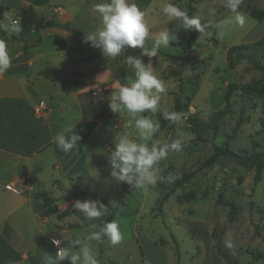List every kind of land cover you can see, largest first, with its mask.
Instances as JSON below:
<instances>
[{
	"label": "rangeland",
	"instance_id": "rangeland-1",
	"mask_svg": "<svg viewBox=\"0 0 264 264\" xmlns=\"http://www.w3.org/2000/svg\"><path fill=\"white\" fill-rule=\"evenodd\" d=\"M166 3L168 0H153V6L146 10L145 20L149 29L158 24L149 12L153 11L154 7L162 10ZM189 3L196 10L193 15L199 17L202 25L206 26L203 33L194 30L195 44L190 64L182 68L178 59L171 58L183 55L186 33L178 36V42L170 41L168 47L161 45L158 57L151 60L142 57L146 64L151 63L155 75L166 83V92L160 94L161 100L157 110L163 118L173 105V93L177 91L178 79L181 80L185 94L191 97L188 110L181 112L183 122L179 125L164 124L154 139L157 142H170L181 138L183 134V151L169 152L168 156L160 161L158 165L160 179L155 187H149L147 190L132 186L129 188L123 205L113 217L120 225L122 240L112 245L107 237L105 238L101 247V256L104 258L102 260L98 258L100 264H106L103 261L105 258L120 264H146L140 260L136 231L156 239L157 243L167 244V251L174 253H171L168 264H177L175 250L179 252V264H264V170L261 180L254 184L253 171H246L227 160L200 168L203 161L213 153L214 146L222 145L229 136L232 138L228 146L234 151L249 152L254 141L264 147V77L260 71L251 68L245 61H238L232 56L229 62L226 56L229 46L249 44L255 39L264 38V20L252 19L247 11L241 10L247 16L245 25L231 26L225 37L219 39L216 24L230 15L229 11L222 7L221 0L173 2L182 10H186ZM241 7L246 10L255 8L264 11V0H243ZM210 9H215V14H212ZM7 22L8 16L3 23ZM178 28V21H174L170 29L177 31ZM214 39L219 43L216 44ZM145 45L152 47L153 42L149 44L145 42ZM194 75H197L196 80H192ZM188 79H191V83ZM257 80L261 83L259 92L255 94H246L238 89L239 85ZM230 84L235 87L229 99L225 101L224 95ZM225 108L228 114L217 136L213 138L211 132L206 131L201 134L202 140H196V135L187 123L188 116L196 114L206 121L213 112ZM153 118L156 119L155 115ZM240 119L241 125L234 130ZM131 128L132 139L138 140L135 128L133 126ZM123 130L124 126H120L114 131L117 138L122 137ZM113 147V143L108 144L106 155L94 160L98 174L94 177L96 181L92 180L93 183L88 186L90 188L71 189L96 195L105 201L103 204L108 208L114 207V198L121 186V182H117L110 175L109 153ZM181 173H192L193 176L187 184L169 196L161 206V214H158L157 200L170 184L168 176ZM66 191H60L55 199H62ZM90 195L76 200H98ZM74 201L64 203L72 205ZM64 205L60 203V209H63ZM78 212L77 220L84 226L71 228L61 237L56 236L61 240L60 247H67L72 251L79 250L78 246L72 247V239L85 238L98 230L109 216L88 220L83 213L79 210ZM47 219L45 229L53 231L58 220L54 215L48 216ZM229 238L234 243L232 248L225 247V240ZM91 243L97 252L99 242ZM43 251L54 256L57 247L45 242ZM61 264L71 262L66 259Z\"/></svg>",
	"mask_w": 264,
	"mask_h": 264
},
{
	"label": "crops",
	"instance_id": "crops-1",
	"mask_svg": "<svg viewBox=\"0 0 264 264\" xmlns=\"http://www.w3.org/2000/svg\"><path fill=\"white\" fill-rule=\"evenodd\" d=\"M100 1L0 0V6L6 9L0 23L8 16L7 24L12 25L25 6L54 23L40 30V40L31 43H23L17 34L0 29V39L7 40L12 61L11 67L0 74V264H45V242L50 244V238L84 225L78 222L79 212L73 204L60 201L65 204L60 212L67 209L69 215L62 220L54 215L58 220L56 228L46 230L48 217L42 215L35 195L46 190L56 198L63 190L90 188L98 174L94 160L105 156L107 145L120 139L114 131L124 126L122 137L132 139L130 118L112 113L108 101L117 91V82L126 84L132 76L125 57L138 55L142 49L128 48L116 57H107L85 42V35L101 24L95 11ZM130 2L145 14L153 6V0ZM149 15L158 24L150 29L147 44L154 43L160 31L170 29L177 21L156 7ZM180 30L183 28L179 23L176 32ZM56 37L61 38L63 50L57 48ZM44 71L53 72L56 79L46 78ZM95 87L101 89L98 97L91 92ZM72 125L82 139L77 150L65 154L56 146L54 137L62 131L67 134ZM105 238L97 250L101 260ZM135 238L142 262L168 264L173 251H167L166 243H157L138 231ZM103 261L120 264L112 259Z\"/></svg>",
	"mask_w": 264,
	"mask_h": 264
},
{
	"label": "clouds",
	"instance_id": "clouds-1",
	"mask_svg": "<svg viewBox=\"0 0 264 264\" xmlns=\"http://www.w3.org/2000/svg\"><path fill=\"white\" fill-rule=\"evenodd\" d=\"M242 3L243 0H221L222 7L226 8L230 15L216 24L219 39L225 37L231 26L245 25L247 16L240 10ZM95 11L101 18V24L94 32L84 37L85 42L91 47L99 49L102 55L107 57H116L128 48L142 49L138 55L125 57L127 64L133 70L132 76L128 77L126 84L117 82V91L111 94V99L108 101V107L112 113L130 118L131 126L135 128L139 139L121 137L109 153V163L110 175L117 182L147 190L149 187H155L160 179L158 167L160 161L165 159L169 152H182L184 140L181 134V138L170 142L154 141L153 138L160 130V123L153 116L158 110L160 94L166 92V83L155 75V69L150 66L151 63L146 64L142 57L150 60L158 57L160 46L168 47L170 41L178 42V34L166 27L158 33L152 47L147 48L145 42L151 33L145 20L146 14L136 3L130 0H104L95 5ZM162 12L169 19H176L185 32L195 30L203 33L205 31L206 26L202 25L199 17L190 16L186 10H182L173 3L164 4ZM210 12L215 14V9H210ZM0 29L17 35L23 30L19 21L12 25L0 23ZM11 63L8 42L0 39V74L6 72L11 67ZM145 113L151 115H144ZM165 118L177 125L183 122V114L176 111L168 112ZM74 125L67 130V134L62 131L54 137L56 146L65 154L77 150L79 141L82 139L74 131ZM175 178L172 175L168 176L170 182ZM73 207L83 213L88 220L109 215L108 206L99 200H75ZM105 237L112 245L122 240L120 225L116 220L103 223L98 230L91 232L84 239H72V247L78 246V251L60 247L61 240L53 239L52 244L58 250L54 256L44 254L45 264H61L66 259L71 264H100L91 242H102ZM225 247H234L230 238L225 240Z\"/></svg>",
	"mask_w": 264,
	"mask_h": 264
},
{
	"label": "trees",
	"instance_id": "trees-1",
	"mask_svg": "<svg viewBox=\"0 0 264 264\" xmlns=\"http://www.w3.org/2000/svg\"><path fill=\"white\" fill-rule=\"evenodd\" d=\"M193 1H199V0H189V2H193ZM240 10L247 11L252 19H255L257 21L264 20V11L262 10H257L255 8L246 10L243 7H241ZM4 11H6V9L0 6V20L2 19V15ZM186 11L190 16H194L193 14L196 10L189 3L186 6ZM18 21L22 25V29H23L22 32L18 34V37L20 38H25L28 32L32 29H37L40 31L54 26V23L52 21H45L43 18H41L31 6H25L20 9L18 13ZM183 33H186L187 35L184 42L183 55H175L171 57L172 59H178L180 61V65L182 68L190 64V62L192 61L191 55L193 54V46L195 44L194 30L188 32H185L184 30H180L178 31L177 34L178 36H180ZM12 38L15 39L16 37H12ZM39 40L40 38L38 37L36 39V42H38ZM55 41L56 43H58L57 48L59 50H63L64 47L59 44L60 42H62L61 38L56 37ZM214 41L216 44L219 43L218 40L214 39ZM226 56L229 62L232 56L238 61L239 60L245 61L251 68L260 71L262 73V77H264V38L249 44L232 45L227 48ZM170 73L172 74V71ZM42 75L52 81L56 79L55 74L51 71H44L42 72ZM196 79H197V75H194V78L192 80H196ZM188 81L189 83H191V79H188ZM178 82L179 83L177 86V91L173 93V105L168 110V112L176 111L181 113V112H186L188 110L191 97L185 94V90L182 87L180 79H178ZM260 83L261 82L257 80L250 84L239 85L238 89L246 94H253V93L255 94L259 92ZM234 87L235 86L233 84L228 85L224 95L225 101L229 99V96L231 95ZM227 114H228V110L227 108H225L221 111L213 112L206 121L200 118L196 114L189 115L187 118V123L189 124V127L192 129L193 133L196 135V140H202L201 134L206 131H210L212 137L215 138L218 134L219 129L223 126L224 118ZM155 117L160 123V129L163 127L164 124L172 123L168 121L166 118H163L159 112L155 113ZM240 125H241V119L236 123L234 130H237ZM231 138L232 136H229L222 145L214 146L213 153L211 154V156H209L207 159L203 161L200 168L201 169L207 168L211 165H214L220 160H227L231 163L240 166L246 171H253L254 173L253 182L254 184L258 183L262 178V172L264 170V147L261 146L259 142L254 141L251 144V150L249 152L234 151L231 150L228 146V143L231 140ZM153 139H155V137ZM192 176H193L192 173H181L179 175L174 176L176 178L170 182V184L166 188V191L163 192L162 195L157 200L158 214H161V206L163 205L164 202H166L169 196L172 195L176 190L182 188L185 184H187ZM130 187H131L130 185L121 182L120 189L114 198L115 205L114 207L109 208V216L106 218L104 223L113 220L115 213L120 210V207L123 205L125 197L129 194ZM86 195H90V194L83 190H76V191L67 190L62 199H55L51 196V194L48 191L42 190L35 195V199L40 202V205L43 209L42 211L43 216L48 217L50 215H56L59 220H62L63 218L69 215V211L66 209L60 212V208L57 205V201L59 200L62 203L69 202ZM90 196L98 199L102 203H105V201H103L96 195H90ZM71 227H73V225H71ZM223 257L225 258L226 262L229 263L226 257L225 256ZM175 258L177 264H179V252L177 250H175Z\"/></svg>",
	"mask_w": 264,
	"mask_h": 264
},
{
	"label": "water",
	"instance_id": "water-1",
	"mask_svg": "<svg viewBox=\"0 0 264 264\" xmlns=\"http://www.w3.org/2000/svg\"><path fill=\"white\" fill-rule=\"evenodd\" d=\"M39 37V30L32 29L28 32L25 38H21L20 41L23 43H31ZM60 204V201H57V205Z\"/></svg>",
	"mask_w": 264,
	"mask_h": 264
},
{
	"label": "built area",
	"instance_id": "built-area-1",
	"mask_svg": "<svg viewBox=\"0 0 264 264\" xmlns=\"http://www.w3.org/2000/svg\"><path fill=\"white\" fill-rule=\"evenodd\" d=\"M16 21H18V20L17 19H13L12 20V24H14ZM91 92H92L93 96L98 97V96H100L101 89L98 88V87H95V88L92 89ZM42 106H43V102H40V107L42 108ZM53 239H57V238H55V237L50 238L51 243H52Z\"/></svg>",
	"mask_w": 264,
	"mask_h": 264
}]
</instances>
